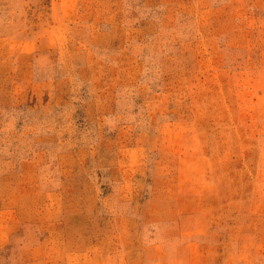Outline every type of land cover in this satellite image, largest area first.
Returning a JSON list of instances; mask_svg holds the SVG:
<instances>
[{
	"label": "rangeland",
	"instance_id": "rangeland-1",
	"mask_svg": "<svg viewBox=\"0 0 264 264\" xmlns=\"http://www.w3.org/2000/svg\"><path fill=\"white\" fill-rule=\"evenodd\" d=\"M0 264H264V0H0Z\"/></svg>",
	"mask_w": 264,
	"mask_h": 264
}]
</instances>
